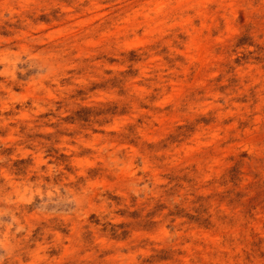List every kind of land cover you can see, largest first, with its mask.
<instances>
[{
    "label": "rangeland",
    "instance_id": "rangeland-1",
    "mask_svg": "<svg viewBox=\"0 0 264 264\" xmlns=\"http://www.w3.org/2000/svg\"><path fill=\"white\" fill-rule=\"evenodd\" d=\"M0 264H264V0H0Z\"/></svg>",
    "mask_w": 264,
    "mask_h": 264
}]
</instances>
